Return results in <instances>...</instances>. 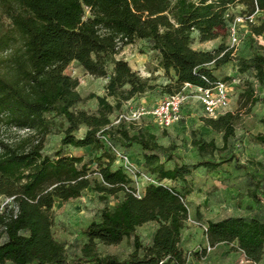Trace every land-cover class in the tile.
Returning a JSON list of instances; mask_svg holds the SVG:
<instances>
[{"label": "trees", "instance_id": "1", "mask_svg": "<svg viewBox=\"0 0 264 264\" xmlns=\"http://www.w3.org/2000/svg\"><path fill=\"white\" fill-rule=\"evenodd\" d=\"M237 3L248 15L264 11V0H0L6 18L0 21V195L9 200L0 210V264H185L180 239L188 218L184 199L190 191L148 184L137 195L126 173L112 168L111 149L138 146L149 174L186 182L192 170L213 171L230 160L203 157L225 150L241 117L239 110L249 112L258 97L248 84L238 111L201 117L203 126L222 133V146L213 139L193 137L190 143L201 159L192 166L180 163L166 168V161L175 156L174 145L160 144L150 127L130 133L123 120L117 125L110 120L113 110L154 88L149 78L116 56L124 47L146 41L158 67L170 78L163 86L167 95L181 92L186 83L202 88L218 81L228 84L230 77L218 79L214 71L231 61L237 73L252 70L262 84L264 54L236 56L222 42L211 50L192 46L194 33L200 43L226 37L227 11ZM248 25L250 36L264 32V22ZM72 61L91 76L107 79L103 96H88L96 99V112L74 109L81 102L78 80L64 73ZM51 113L66 124L52 157L42 153L53 128ZM80 127L85 131L78 137ZM255 139L264 144V133ZM63 146L89 148L97 155L85 160L65 154ZM94 173L99 179L91 177ZM87 188L102 199L120 193L122 198L85 227L80 255L68 260L64 245L51 234L52 208L56 200L78 198ZM251 197L258 199L254 192ZM148 222L157 227L151 243L144 246L135 231ZM204 235L210 247L236 243L245 262L256 264L262 259V220L230 216L207 221ZM130 236L133 250L123 259L97 251V243L118 244Z\"/></svg>", "mask_w": 264, "mask_h": 264}, {"label": "rangeland", "instance_id": "2", "mask_svg": "<svg viewBox=\"0 0 264 264\" xmlns=\"http://www.w3.org/2000/svg\"><path fill=\"white\" fill-rule=\"evenodd\" d=\"M244 8L242 3H237L227 11L230 26L237 18L240 19L236 22L238 41L232 42L229 28L226 37L217 38L214 46L222 42L232 48L236 56L248 57L254 52L264 54V32L259 36H250L248 25L249 22L254 25L264 22V11H256L248 15L244 12ZM247 17H251V21L246 19ZM0 21H6L1 12ZM193 36L195 39L192 46H195L199 43L197 33ZM116 57L126 60L130 69L141 77L149 78V83L154 85V88L123 103L120 109L113 110L109 116L112 124L117 125L123 120L124 126L130 130V133H135L138 128L150 127L160 144L174 145L175 156L170 161H166V168L180 163L192 166L201 159L197 149L190 143L193 137L207 141L213 139L217 147L222 146V133L214 132L202 125L200 119L207 115L192 89L184 90L186 98L180 108V119L167 129L160 128L148 115L135 117L133 113L137 109L149 108L167 96L163 86L170 83V78L158 67L155 53L148 49L144 40H138L124 47ZM234 64V61L228 62L214 71L218 79L230 77V80H226L229 103L221 112H236L244 105L245 102L240 95L248 84L253 88L258 101L249 112H245L246 108L239 110L241 117L235 125L234 135L228 139L225 150L203 157L215 161L221 157L230 159L218 169L208 171L202 167L196 168L192 170L186 182L160 180L143 167L142 150L138 146L132 145L124 149L114 145L111 149V153L115 156L112 168L120 167L126 173L137 195H142L148 184H164L174 186L178 191H190L184 199L188 208V218L183 223L180 239L185 264H250L244 261L243 253L237 249L236 243H220L210 247L204 235L207 221L230 216L264 221V144L255 139L256 134L264 133V83L259 84L256 81L252 70L243 74L237 73ZM64 73L78 80L77 91L81 96V102L74 109L96 112L97 101L88 96L90 94L103 96L107 79L91 76L75 61L68 64ZM108 101L113 103L111 98ZM48 117L53 121V128L45 138L42 153L52 157L60 147V138L66 124L62 118L55 117L52 113L48 114ZM84 131L85 128L80 127L76 135L80 137ZM103 140L107 141L105 137ZM62 149L65 154L81 156L85 160L97 155L89 148L63 146ZM95 168L96 163L93 162L91 169ZM91 177L99 179L96 173ZM252 192L256 194L257 200L251 197ZM121 198L120 193L117 198L106 196L102 199L98 193L87 188L78 198L66 202L55 201L52 208L51 234L56 241L64 245L68 260L80 255L82 245L86 241L83 235L85 227L91 221L98 220L103 208L115 206ZM8 202V198L0 195V210ZM156 227L157 223L148 222L136 228L135 233L142 245L147 246L151 243V236ZM132 239L133 236H130L112 245L97 243V251L100 254H112L123 259L133 250ZM256 264H264V246L262 259Z\"/></svg>", "mask_w": 264, "mask_h": 264}, {"label": "built area", "instance_id": "3", "mask_svg": "<svg viewBox=\"0 0 264 264\" xmlns=\"http://www.w3.org/2000/svg\"><path fill=\"white\" fill-rule=\"evenodd\" d=\"M246 19L251 21V17H247ZM239 21L240 19L237 18L230 26V35L233 43L238 41L236 22ZM187 88L194 91L208 117L218 116L229 103L228 84L223 81H218L215 85L206 88L196 87L186 83L181 92L167 95L162 101L149 108L141 107L137 109L133 113L134 116L139 118L148 115L160 128H169L180 119V108L186 98L184 90Z\"/></svg>", "mask_w": 264, "mask_h": 264}, {"label": "crops", "instance_id": "4", "mask_svg": "<svg viewBox=\"0 0 264 264\" xmlns=\"http://www.w3.org/2000/svg\"><path fill=\"white\" fill-rule=\"evenodd\" d=\"M216 40L217 39L206 41V42H201V43L199 42L197 45L193 46V48L194 49H201V50H211L215 47L214 41H216Z\"/></svg>", "mask_w": 264, "mask_h": 264}]
</instances>
